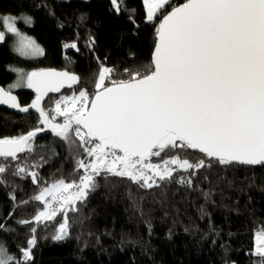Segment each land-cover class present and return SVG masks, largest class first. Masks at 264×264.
<instances>
[{"label": "snow or ice", "instance_id": "6c2138e0", "mask_svg": "<svg viewBox=\"0 0 264 264\" xmlns=\"http://www.w3.org/2000/svg\"><path fill=\"white\" fill-rule=\"evenodd\" d=\"M170 2L143 0L147 21L157 18ZM111 3L119 14L123 0ZM134 15L133 9V22ZM18 21L31 24L32 17L0 12V27L6 30H0V42L9 33L16 37L15 51L20 56L43 55L35 39L19 30ZM94 44L95 38L90 37L89 47ZM97 61L94 91L82 88L61 95L54 109L46 110L42 101L50 92L79 84L77 74L51 68L12 69L18 73L17 81L7 89L0 86V104L22 113L34 109L39 117L38 126L26 134L0 137V183L15 162L13 175H29L34 184L41 185L35 169L47 160L41 156L30 161L28 154L35 151L38 134L48 128L83 152L82 157H75V170L83 174L71 179L61 176L42 185L32 199L43 202V210L19 223L50 221L62 213L53 236L62 240L69 234L68 212L78 211L77 202L85 201L99 187L97 177H127L152 188L159 186L157 178L173 179L180 169L209 166L203 159L192 162L179 150L198 149L220 164H264V0H184L160 19L149 64L125 68L127 79H117L114 67L98 57ZM22 86L35 91L27 106H21L12 94ZM57 117L63 122H55ZM169 151L177 154L152 161ZM178 183L191 184L192 180L181 176ZM4 229L0 224V231ZM31 231L27 247L18 248L20 257L0 242V264H28L33 259L36 229ZM252 254L264 264V227L254 234Z\"/></svg>", "mask_w": 264, "mask_h": 264}, {"label": "trees", "instance_id": "16d2710c", "mask_svg": "<svg viewBox=\"0 0 264 264\" xmlns=\"http://www.w3.org/2000/svg\"><path fill=\"white\" fill-rule=\"evenodd\" d=\"M183 2L171 0L148 22L143 0H123L119 14L111 0H0V12L32 17L31 24L18 21L17 27L44 50L41 57L23 58L12 50L6 33L0 45V84L7 89L15 80L13 68H59L81 77L76 87L63 92L82 88L92 92L99 71L97 57L117 70L114 78L127 79L125 68L151 62L160 19ZM133 9L134 22L130 20ZM90 37L95 38L91 48ZM73 43L78 51L66 47ZM12 92L21 106L35 98V92L27 87ZM60 95H49L42 107L54 109ZM55 122L63 121L57 117ZM38 123L34 109L22 113L0 107V137L26 134ZM33 143L35 151L28 159L43 156L47 160L35 169L41 185L34 184L29 175H13L15 162L5 174V182L0 183V224L5 226L0 242L20 257L18 248L27 247L35 228L36 244L28 264H260L252 252L254 234L264 227V165L220 164L197 149H187L179 154L192 162L203 159L209 166L180 169L173 179L157 178L159 186L152 188L141 187L127 177H97L99 187L90 191L85 201L77 202L78 211L68 212L69 234L55 240L62 213L50 221H18L32 220L43 210V202L32 199L42 185L61 176L71 179L83 174V170H75V157H82L83 152L56 137L50 128ZM175 154L169 151L152 159ZM19 155L23 158L26 154ZM193 171L195 175H191ZM181 176L191 178L192 183H178Z\"/></svg>", "mask_w": 264, "mask_h": 264}, {"label": "rangeland", "instance_id": "374dc122", "mask_svg": "<svg viewBox=\"0 0 264 264\" xmlns=\"http://www.w3.org/2000/svg\"><path fill=\"white\" fill-rule=\"evenodd\" d=\"M146 10V9H145ZM27 35V34H26ZM29 36V35H28ZM33 38V37H32ZM10 39H11V48H12V50L15 52V53H17L18 55H19V53L18 52H16L15 51V48H16V37L14 36V35H12V34H10ZM36 41V40H35ZM37 42V41H36ZM38 43V42H37ZM39 44V43H38ZM41 47H42V45L41 44H39ZM43 48V47H42ZM44 54V53H43ZM20 56V55H19ZM42 55H40V56H35V57H23V56H21V57H23V58H26V59H33V58H38V57H41ZM13 69H23V68H13ZM34 70H38V68L37 67H35V68H31V69H28V70H25V69H23V71L24 72H31V71H34ZM15 72V71H14ZM16 73V78H15V80L12 82V83H10L9 85H11V84H13V83H15L16 81H17V78H18V73L17 72H15ZM8 85V86H9ZM22 87H24V86H22ZM22 87H19V88H22ZM19 88H15V89H13L12 91H14V90H16V89H19ZM74 92V91H73ZM73 92H70V93H66V92H63V93H61V95H71ZM60 95V96H61ZM161 160V159H160ZM160 160L158 159V160H153L152 159V161L153 162H160Z\"/></svg>", "mask_w": 264, "mask_h": 264}, {"label": "water", "instance_id": "95a60500", "mask_svg": "<svg viewBox=\"0 0 264 264\" xmlns=\"http://www.w3.org/2000/svg\"><path fill=\"white\" fill-rule=\"evenodd\" d=\"M171 11V10H170ZM167 14V13H166ZM162 19V18H161ZM160 22V21H159ZM159 25V23H158ZM0 30H2V27H0ZM5 42V40L3 42H0V45H2L3 43ZM153 53V52H152ZM152 57V56H151ZM42 69H49V68H42ZM51 69H56L57 71H65L66 69H59V68H51ZM68 71V70H67ZM70 72V71H69ZM73 73V72H72ZM76 74V73H74ZM78 85V84H77ZM77 85H74V87H76ZM0 86L4 87L2 84H0ZM5 88V87H4ZM6 89V88H5ZM72 89V88H71ZM34 91V89H32ZM64 90H69V88L65 87V88H62L61 91L59 93H48V95L44 98V100L42 102H44L46 100V98L49 96V95H52V94H60L62 93ZM35 92V91H34ZM13 95H15L13 92H12ZM0 107H3V108H7L11 111H19L18 109H13L12 107H10L9 105H4V104H0ZM198 150V149H197ZM264 164H259L258 166H263Z\"/></svg>", "mask_w": 264, "mask_h": 264}]
</instances>
